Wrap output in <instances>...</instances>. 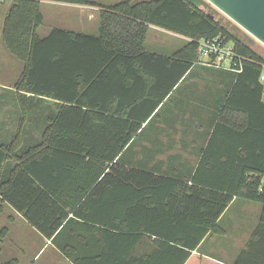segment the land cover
Returning a JSON list of instances; mask_svg holds the SVG:
<instances>
[{"label":"trees","instance_id":"trees-1","mask_svg":"<svg viewBox=\"0 0 264 264\" xmlns=\"http://www.w3.org/2000/svg\"><path fill=\"white\" fill-rule=\"evenodd\" d=\"M46 1L92 5L11 1L1 39L22 63L15 89L26 97L18 99L16 132L0 145V202L72 264H185L206 236L224 233L219 221L234 199L256 203L258 225L234 264H264V95L258 82L264 57L203 12L200 0L99 6L98 35L54 28L40 37ZM149 27L188 41L171 56L148 52ZM218 35L246 60L240 74L202 66L225 86L190 184L125 166L122 153L142 123L194 67L197 41ZM115 67L130 68L122 78L132 76L142 87L136 102H119L112 111L91 95ZM27 96L55 107L39 120V140L25 145V132L38 121L27 115L37 106ZM152 236L160 245L147 254L141 243Z\"/></svg>","mask_w":264,"mask_h":264},{"label":"crops","instance_id":"crops-1","mask_svg":"<svg viewBox=\"0 0 264 264\" xmlns=\"http://www.w3.org/2000/svg\"><path fill=\"white\" fill-rule=\"evenodd\" d=\"M54 3H56L57 6L56 8L50 9L51 15H54L52 20H57L58 18L59 20H64L63 25H59L61 27L54 28L87 35H98L100 7L67 5L64 8L65 10H63L62 16V13H59L61 9L57 8L61 7V4L58 2ZM45 18L46 16L43 15L44 21ZM54 28L49 29L50 31L46 35ZM81 28H88L86 30H89V33H87L88 31L85 33L79 31L83 30ZM161 37L170 42V54L153 51L148 52L171 56L181 50L188 41V39L183 36L157 27H149L145 43L147 41L153 43L154 40H158ZM176 44L178 46L177 48L174 47ZM22 69L23 66L21 70H18V65L13 64L4 67V71L2 72L4 84H1L0 81V92L3 89L4 102L2 103V101H0V106L2 107L0 109V145L9 143L16 132L19 118L18 99H20L21 94L17 92L15 85L20 78ZM125 69H129L130 71V68H113L114 73L111 74L110 78L105 80V83L100 86L97 92L91 95V100L102 104H109L108 108L112 111L115 110L119 102H136L135 95L138 93V88L140 89L142 87V84L139 82V86L136 87L134 85L136 80H134L132 76L129 78H122L121 74L125 72ZM210 72L211 70L209 71L195 64L190 73H187L176 84L152 116L142 123L140 130L132 138L128 147L123 151L122 159L125 166L144 168L148 172L190 184L213 131L210 120L215 116L216 103L217 100H219L218 92L225 86L223 78ZM21 97L25 99L26 95H21ZM27 97L29 98L27 101L37 105L35 107L33 106L31 109L28 108V110H26L27 115L36 118L38 121L33 125L32 130L28 129L25 132V145H28L30 140L36 142L39 140L41 134V124L39 120H44L47 116H50V113L54 112L55 107L52 100H46L42 104L35 97ZM217 149L218 145L215 150ZM223 149H225V147H223ZM238 201L240 200L234 199L230 203L229 207L220 218L219 225L226 213L231 207L236 205ZM254 204L255 206L240 204L239 210H256L260 216V205ZM0 210V217L4 220V228L7 230L6 235L0 231L1 245L5 243L4 241L10 236V233L14 235V233H12L13 231L20 232L18 236L15 237L17 241L23 242L26 239L21 233L27 231L31 236L36 237L34 242L37 241L38 243L41 240L44 242L41 249L34 255L33 262L35 264L37 262L35 259H40L39 254L44 246L51 249V254L48 257L50 263L48 264H55L57 260L59 262L58 264H72L51 246L50 241L41 237L28 225L24 218L10 206L0 202ZM253 220L254 218L252 222ZM255 224L256 223H254V225ZM247 226L250 228L247 229ZM221 229L224 231L222 235L206 236L198 249L192 252L185 264H234V257L238 252L233 249L228 250L227 248L219 250V242L213 239L215 236H226L227 232L222 227ZM252 232L253 229H251V225L248 221L244 220L243 224L237 227L235 235L233 236L236 243L235 248L237 249L239 247L241 248V246H245L251 239ZM1 234H3V237H1ZM208 240L209 244L213 247V252L217 248L221 256L229 262L224 259H218L214 257V255H210V253L207 254L201 251V248ZM141 244L144 245L147 254H154L155 249L160 245L159 241H157V238L154 236L145 238ZM34 246H36V248L40 247L38 244ZM10 262L14 261L11 260Z\"/></svg>","mask_w":264,"mask_h":264},{"label":"rangeland","instance_id":"rangeland-1","mask_svg":"<svg viewBox=\"0 0 264 264\" xmlns=\"http://www.w3.org/2000/svg\"><path fill=\"white\" fill-rule=\"evenodd\" d=\"M12 0H5L0 4V81L1 84H4L3 75L2 72L4 71V67H8L11 65H18V70H21L22 63L18 60H16L10 53L7 51L5 45L2 42L1 39V29H2V23L4 16L9 9L11 5ZM92 5L89 6H111L118 4L120 2H123L125 0H89ZM141 1H148V0H134V3L141 2ZM203 5H201V8L203 12L206 14H209L212 16L216 21H219L223 26L228 28L230 32L233 34H236L237 36H242L243 38L248 41L249 45L253 48L255 52L260 54L262 57H264V46L260 44L258 41H256L253 37H251L249 34H247L245 31H243L241 28H239L235 23H233L231 20H229L225 15H223L221 12H219L217 9H215L211 4L206 2L205 0H200ZM60 3L61 7H57L61 9L59 12L63 16V10H65V6L67 5H74V4H68L63 2ZM57 4L54 2H43L42 3V13L46 16L45 21L43 20L42 25L38 27L37 34L39 36H45L51 29L54 27H61L63 25L64 20L59 18L57 20H52L51 11L50 9L56 8ZM50 15H49V14ZM54 25V26H53ZM61 25V26H59ZM83 30H79L82 32L89 33V30H86L88 28H81ZM151 36V35H150ZM149 36V37H150ZM151 38V37H150ZM170 42L168 40H164L162 37L158 40H154L153 43H150V41H147L144 45L145 49L147 51H153V52H160L165 54H170ZM177 48V44L174 46ZM264 98V96H263ZM0 101L2 103L4 102V91L0 92ZM1 104V103H0ZM2 107L0 106V109ZM241 202V203H239ZM240 204H249V206H255L254 203L247 202V201H238L236 205L231 207V209L226 213L224 218L222 219L220 226L227 232L226 236H215L213 239L217 242H219L220 249L224 250L227 248L228 250L233 249L234 251H237L238 254L235 255L234 261L240 256V254L247 253V248L245 246H241V248H235V241L233 239V236L235 235V230L237 227H239L241 224H243V221H248L251 225V229H255L258 225L259 221V213H257L256 210H239ZM254 218L253 222L252 219ZM254 223H256L254 225ZM4 220L0 217V231L4 228ZM253 226V227H252ZM250 227L247 226V229ZM14 235L10 233V236L6 238L5 243L1 245L0 243V264H31L34 260V255L41 247L44 245V242L41 240L37 243L34 242L36 237L31 236L30 233L27 231L21 233L26 240L23 242L17 241V238L15 236H18V233L20 232H12ZM15 237V238H14ZM1 241V239H0ZM40 245L39 248H36L34 245ZM33 245V247H32ZM232 250V251H233ZM201 251L204 253H210V255H214V257H217L218 259H224L223 256H221L220 251L216 248L213 252V247L209 244V240L206 241L204 246L201 248ZM22 252V253H21ZM51 254V249L47 246H44L42 251L39 254L40 259L36 258L37 260L36 264H48L49 262V256ZM14 262H10V261ZM226 260V259H224ZM16 261V263H15ZM228 261V260H226ZM229 262V261H228ZM58 260L55 262V264H58Z\"/></svg>","mask_w":264,"mask_h":264},{"label":"built area","instance_id":"built-area-1","mask_svg":"<svg viewBox=\"0 0 264 264\" xmlns=\"http://www.w3.org/2000/svg\"><path fill=\"white\" fill-rule=\"evenodd\" d=\"M3 1L5 0H0V3ZM245 60L236 53L233 43L222 35L197 41V65L240 74L243 70L242 62ZM258 82L264 95V65H261Z\"/></svg>","mask_w":264,"mask_h":264},{"label":"water","instance_id":"water-1","mask_svg":"<svg viewBox=\"0 0 264 264\" xmlns=\"http://www.w3.org/2000/svg\"><path fill=\"white\" fill-rule=\"evenodd\" d=\"M264 46V0H205Z\"/></svg>","mask_w":264,"mask_h":264}]
</instances>
